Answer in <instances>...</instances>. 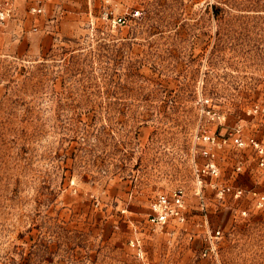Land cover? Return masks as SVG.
<instances>
[{"label": "rangeland", "instance_id": "rangeland-1", "mask_svg": "<svg viewBox=\"0 0 264 264\" xmlns=\"http://www.w3.org/2000/svg\"><path fill=\"white\" fill-rule=\"evenodd\" d=\"M8 6L0 264H264V205L214 185L264 193L253 147L233 141L264 132V0ZM203 148L218 173L198 183ZM176 187L186 218L152 224Z\"/></svg>", "mask_w": 264, "mask_h": 264}, {"label": "built area", "instance_id": "built-area-1", "mask_svg": "<svg viewBox=\"0 0 264 264\" xmlns=\"http://www.w3.org/2000/svg\"><path fill=\"white\" fill-rule=\"evenodd\" d=\"M14 0H3L4 6L0 8V19L5 16V11L9 9V4H11ZM35 11H39L40 7H33ZM207 101V98L205 99ZM254 111H264V107L259 108L257 105H254L252 108ZM240 129H236V133L233 134V141L238 145L249 144L253 147L255 151V158L257 163V168L259 169V173L264 174V132H262L261 137L256 135H250L247 139H243L239 134ZM204 137L211 144L225 142L226 138L223 137L221 141L215 140V135L211 132H207ZM210 148H203L201 151L207 157V160L201 166H195V178L198 183L202 182V176L205 174L216 175L218 173V166L215 162L214 152L209 150ZM236 169H242V164L239 162L236 165ZM216 186V194L218 197L223 198L225 192H231L233 196H241L244 192L250 194V196L254 199L256 205L261 206L264 205V193L255 189L254 186L245 188L241 184H218L214 183ZM202 198V195H200ZM245 212V210H243ZM148 220L152 224H163L169 219H175L179 221H183L186 218L185 212V203H184V190L182 187H176L171 190L169 195L161 193L151 202V210L148 213ZM220 233L219 229H209L208 237L210 242H213V238L218 236Z\"/></svg>", "mask_w": 264, "mask_h": 264}, {"label": "crops", "instance_id": "crops-1", "mask_svg": "<svg viewBox=\"0 0 264 264\" xmlns=\"http://www.w3.org/2000/svg\"><path fill=\"white\" fill-rule=\"evenodd\" d=\"M19 28H20L19 25H15V24H14V28H12V29H14V30L16 29V30H17V29H19ZM4 34L6 35V34H8V33L6 32V33H4Z\"/></svg>", "mask_w": 264, "mask_h": 264}]
</instances>
